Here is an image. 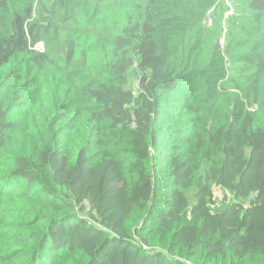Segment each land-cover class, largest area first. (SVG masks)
Returning a JSON list of instances; mask_svg holds the SVG:
<instances>
[{"label": "trees", "instance_id": "trees-1", "mask_svg": "<svg viewBox=\"0 0 264 264\" xmlns=\"http://www.w3.org/2000/svg\"><path fill=\"white\" fill-rule=\"evenodd\" d=\"M0 264H264V0H0Z\"/></svg>", "mask_w": 264, "mask_h": 264}, {"label": "rangeland", "instance_id": "rangeland-1", "mask_svg": "<svg viewBox=\"0 0 264 264\" xmlns=\"http://www.w3.org/2000/svg\"><path fill=\"white\" fill-rule=\"evenodd\" d=\"M227 1H228V0H227ZM39 47H40V48H39ZM39 47H38L39 49H42L41 46H39ZM223 198H224V194H223L221 191H217V192H216V199H217L218 201H222Z\"/></svg>", "mask_w": 264, "mask_h": 264}]
</instances>
